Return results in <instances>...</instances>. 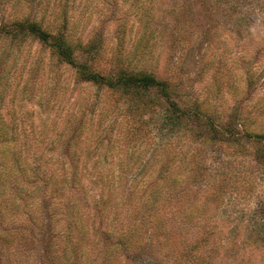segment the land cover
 <instances>
[{
  "label": "rangeland",
  "instance_id": "rangeland-1",
  "mask_svg": "<svg viewBox=\"0 0 264 264\" xmlns=\"http://www.w3.org/2000/svg\"><path fill=\"white\" fill-rule=\"evenodd\" d=\"M64 1L0 0V24L43 13L52 21ZM71 6L80 38L94 36L102 47L95 57L76 52L94 71L111 75L132 60L165 80L179 106L197 104L218 121L245 119L248 132L264 131V0H74ZM8 47L9 38L0 37V73ZM17 57L0 115L17 121L14 135L24 146L7 183L0 176V264H264V246L251 251L244 222L260 208L264 223V166L254 154L260 143L243 137V149L211 139L191 117L169 123L167 102L153 92L150 111L130 115L123 95L105 90L97 97L96 87L37 41L25 43ZM81 121L90 123L77 129ZM140 121L145 141L129 142L130 125ZM166 133L171 145L154 168H172L152 203L157 184L146 180L132 194L128 186ZM213 175L221 195L212 205ZM207 209L214 220L203 227L198 213ZM120 235L130 246L117 243ZM197 249L207 256L202 262L190 254Z\"/></svg>",
  "mask_w": 264,
  "mask_h": 264
},
{
  "label": "trees",
  "instance_id": "trees-1",
  "mask_svg": "<svg viewBox=\"0 0 264 264\" xmlns=\"http://www.w3.org/2000/svg\"><path fill=\"white\" fill-rule=\"evenodd\" d=\"M73 3L74 0H65L63 2L60 14L52 21L46 20L43 13L38 19L21 17L0 24V37L4 39L9 38V47L6 50L4 59L2 61L4 65L2 66V72L0 73V104L2 100V93H4V90L8 86L9 80L11 78L10 73L13 71L11 69L16 67V62L18 59L17 56L22 52V46L27 42L29 43L32 41H37L40 46L48 48L50 54L55 57V60L58 63H66L71 68H74L77 78L81 82L92 85L94 88L96 87L95 89L98 91V94L96 93L97 97L99 94L102 95V91L105 90L112 93L117 92L120 96H124L125 99L122 100V102L128 105L127 110L130 111V115H137L141 112L150 111L152 108V99L147 97H149L150 92H153L155 95L163 97L167 102L169 114L173 116V118H171L169 114L167 115L169 123H172V120L180 122L184 118L191 117L189 119L190 122L192 121L198 124L203 123L205 125L209 134H211V139L215 138L217 141H229L233 144L240 145V147L243 149L246 146L241 142V138L243 137L248 140H253L256 143H260L259 150L254 154L264 166V131L258 133L248 132L246 130L245 119L238 118L233 121V119L228 118V120L221 122L215 117H211L205 110L197 106V104L190 107L179 106L175 101L169 99L170 88L165 80L157 78L154 74L146 71L142 67H137V65H135L136 63L132 62V60H129L126 66L120 68L116 73L111 75H104L94 71L85 62L86 60L84 62L78 60L75 57L76 52H79V54L80 52L87 53L88 55L93 56L94 54L100 52L102 47L100 44H98L94 36L89 37L86 41H83L80 38L78 19L70 20L71 8L73 7L71 5ZM143 14L148 15L146 11L143 12ZM245 16L246 15L242 14L241 19H247ZM143 97H145L144 100ZM97 101H95V103ZM116 102L117 101H115V103ZM87 105L89 112L92 114L94 110L93 103L88 102ZM91 105L93 106L90 107ZM90 121L84 124L81 121L77 129H80L82 126L85 128L86 124L89 125ZM99 122L100 120H96L95 124ZM130 126L131 128L128 132V135L129 138H131L128 141L139 143L144 142L146 138V132L143 122L140 121L137 126L134 124ZM18 127L20 126L17 121L9 122L4 119L2 115H0V159L2 160L0 176L1 182H3V184L7 183L8 177L11 176L13 167H10L9 165L14 164L17 166L20 164V162H22V149L24 146V141L19 138V132L17 134L15 133L14 135V132L17 131L16 128ZM19 130L22 132L24 131L22 126ZM171 136V134L166 133V135L162 137V140L156 144L153 153H151L148 157L146 165L142 167L140 171L136 173L135 178L129 182L128 187H131L129 191L130 194H132L137 187L140 188L142 184L146 182V180H150L148 183L149 186L157 184L156 190L154 191L153 196L150 198L152 203H155L160 197V194L164 192L165 186L162 185V182L169 180L167 171L171 170L172 165L168 167L167 164L169 163H165L158 170H156L154 168V164L160 161V158L165 155L166 145H171L169 138ZM166 138L167 140L164 141L163 139ZM20 140L22 142V147H20L18 144ZM51 141L54 142V138H52ZM110 154L114 153L111 152ZM103 156L106 157L107 154H104ZM9 157L11 158L10 161H8ZM150 162H152L151 165H149ZM182 162L185 164L189 163L186 158H184ZM117 167L120 168V161L117 164ZM107 169H109L108 173L112 176L121 177L120 174L115 175L113 173L114 167H107ZM25 172L26 171H23V173ZM13 176L14 178H17L16 174ZM219 180L220 179L216 180L215 175H213L207 181L209 188L213 187L212 191H210V193H213V197L210 200L212 205L215 202L220 201L221 191ZM170 184L173 187L176 186L178 184V177H172ZM128 199H130V195L128 196ZM104 201L107 202V200ZM143 203L146 204V207H151L148 205L147 201H143ZM73 206H78V204L75 203ZM252 210L253 211L250 214H245L248 220L252 223L247 220H244V222L248 228L246 231L247 238L251 241V244H248V246H252L251 251L254 253L257 250H260L261 246H264V223H262L259 219L262 210H260V208ZM211 211H213V208ZM207 212L208 209L202 210V212L198 213V217L201 218L203 222V227L205 225L209 226L212 224L209 222L211 221L212 217L209 216ZM217 224L218 222H215L212 226H217ZM116 240L119 245L126 247L130 246L131 243V239L125 235L116 237ZM71 243L72 242L70 241V244ZM199 243L200 242L195 244L193 243L194 248L198 247ZM245 243L247 244V242ZM72 247L73 249L75 248L74 243ZM262 250H264V247H262ZM190 254L196 256V258L201 262L207 258V256H205L201 251L199 252L198 249L197 253L196 251L192 253L191 250ZM216 254L217 252H215V255ZM233 254L236 256L235 252ZM83 255H85V253Z\"/></svg>",
  "mask_w": 264,
  "mask_h": 264
}]
</instances>
